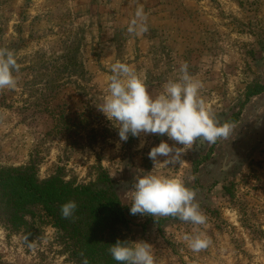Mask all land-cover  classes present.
<instances>
[{
	"label": "rangeland",
	"instance_id": "obj_1",
	"mask_svg": "<svg viewBox=\"0 0 264 264\" xmlns=\"http://www.w3.org/2000/svg\"><path fill=\"white\" fill-rule=\"evenodd\" d=\"M138 6L148 17L141 36L127 31ZM0 48L20 65L18 86L0 90V169L110 185L130 209L134 178L154 167L150 149L174 142L143 133L120 141L98 110L111 64L133 66L157 95L187 62L221 124L264 82V0H0ZM241 110L228 138L198 141L181 163L154 170L196 191L206 250L188 248L182 237L194 226L176 218L136 214L120 227L124 241L153 245L156 264H264V91ZM12 213L0 201V264H77L39 205L19 225Z\"/></svg>",
	"mask_w": 264,
	"mask_h": 264
},
{
	"label": "clouds",
	"instance_id": "obj_2",
	"mask_svg": "<svg viewBox=\"0 0 264 264\" xmlns=\"http://www.w3.org/2000/svg\"><path fill=\"white\" fill-rule=\"evenodd\" d=\"M127 31L135 36L148 31V17L142 6L136 8ZM188 69V63L182 62L177 79L169 80L161 93L153 95L133 66L116 61L110 66L107 94L98 110L111 123L116 122L114 127L118 129L120 141L126 142L129 135L140 137L143 133L166 135L174 142L170 146L161 140L158 146L150 149L148 157L154 167L147 174L134 178L130 214L172 217L191 223L194 226L192 232L185 233L182 239L190 250L199 253L206 250L212 240L199 229L206 224L207 216L200 209L196 191L187 187L182 178L154 170L158 164L181 163V158L198 141L215 143L220 138H228L233 125L220 124L212 108L200 95L203 83ZM19 71L14 51L0 48V90L15 89L18 86L15 73ZM160 157L165 159L161 161ZM77 207L75 201L61 205L62 217L71 219ZM152 249L153 245L144 240L131 242L117 239L108 252L112 259L122 264H156ZM82 264H89L86 257Z\"/></svg>",
	"mask_w": 264,
	"mask_h": 264
},
{
	"label": "trees",
	"instance_id": "obj_3",
	"mask_svg": "<svg viewBox=\"0 0 264 264\" xmlns=\"http://www.w3.org/2000/svg\"><path fill=\"white\" fill-rule=\"evenodd\" d=\"M264 91V82H255L248 88L240 109L223 123H235L250 96ZM5 200L13 209L14 224L24 221V213L32 205H39L53 225L64 233L71 259L82 264L86 257L89 264H122L112 259L108 252L117 239L124 241L121 226L131 220L130 209L123 204L110 185L93 188L52 178L41 181L28 168L0 169V201ZM75 201L77 209L71 219L61 215V205ZM83 253V255H81Z\"/></svg>",
	"mask_w": 264,
	"mask_h": 264
}]
</instances>
